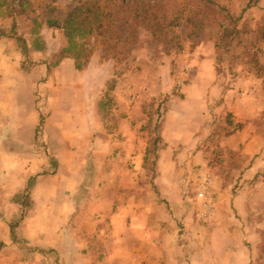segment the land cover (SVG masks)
Segmentation results:
<instances>
[{
	"label": "crops",
	"instance_id": "obj_1",
	"mask_svg": "<svg viewBox=\"0 0 264 264\" xmlns=\"http://www.w3.org/2000/svg\"><path fill=\"white\" fill-rule=\"evenodd\" d=\"M23 52L8 39H0V243L18 244L10 227L17 218L14 233L27 245L44 250L41 259L49 262L54 258L56 264H264L262 156H255L253 150L248 151L247 162L238 159L251 165L248 175L256 182L251 193L243 196L244 205L238 203L237 196L229 197L228 220L219 221V204L226 196L216 195V177L209 171L213 214L204 220L198 206L178 212L170 198L168 203L159 201L152 196L155 188H148L144 182L152 179L161 194L176 191L170 185L164 189L160 186L161 180L178 179L170 166L168 171L159 170L162 163H172L171 159L153 158L154 171L148 175L143 171L140 151H135L133 158L137 168L143 166L138 171L128 165V149H121L120 156L114 152L118 142L112 136L119 134L118 141L124 147L132 128L129 117L134 116L122 94H116L124 104L120 123L100 130L93 125L90 139L86 134L82 139L81 116L88 113L86 108H98L105 90V77L90 75L87 81L84 76L86 71H100L96 59L91 58L86 67L77 70L73 60L64 58L55 67L58 75L50 76L47 57L26 66ZM204 61L208 74L198 80L199 91L212 82V64L208 58ZM189 67L194 72L198 69L195 64ZM84 100L91 105L82 107ZM93 144L109 148L103 158L105 185L100 191L105 200L100 201V210L94 206L98 200L93 199L97 185L92 183L95 188H87L82 183L86 178L99 180L95 171L86 173L83 169L81 149ZM248 146L256 148L254 141ZM94 162L89 160L88 164L97 166ZM118 163L120 169L111 170ZM26 187L29 193L23 197ZM110 195L119 199L106 198ZM83 196L90 198L83 203ZM25 200L30 201L29 206ZM240 207L242 213L235 215ZM178 219L184 226L182 233ZM32 256H36L33 250L24 258Z\"/></svg>",
	"mask_w": 264,
	"mask_h": 264
},
{
	"label": "rangeland",
	"instance_id": "obj_2",
	"mask_svg": "<svg viewBox=\"0 0 264 264\" xmlns=\"http://www.w3.org/2000/svg\"><path fill=\"white\" fill-rule=\"evenodd\" d=\"M78 1L25 0L23 13L18 14L21 9L19 0H8V5L0 6V39L6 38L24 51L22 61L26 66L47 57L50 76L58 75L54 71L58 64L55 54L63 45L62 30L47 26L44 21L60 12L64 15ZM155 1V14L160 18V26L149 30L146 24H142L144 26L138 28L134 45L122 50L119 44L116 51L105 50L98 32L84 39L93 51L89 60L94 57L101 65L99 72L93 71L92 75L86 71L84 76L87 81L90 75L97 79L105 77V90L97 109L94 105L85 109L94 113L81 116L82 139H86V135L90 139L93 125L98 130L117 126L120 114L125 113L120 107L125 104L134 115L129 117L132 128L128 143L123 142L124 147L118 141L119 134L112 136L115 143L118 142L114 152L120 156L121 149H128L123 150L128 153V165L133 171L144 166L143 171L148 175L154 171L153 158L164 156L171 159L172 163H162L159 170L168 171L170 166L177 172L178 179L161 180L160 186L164 189L170 185V189L175 188L176 191L167 190L162 195L152 179L144 182L148 188H155L152 196L167 203V198H170L178 212L185 207L193 210L199 207L195 197L199 182L196 178L201 171L214 173L216 195L226 196V201L219 204V221H225L228 220L229 197L237 196L238 203L244 205L243 196L251 193L256 182L248 175L251 167L246 164L250 155L248 151H256L254 155L262 156L261 161L264 162V0ZM248 1L251 3L249 6ZM51 7L56 8L54 14L48 13ZM233 19L237 20L235 34L226 36L225 33L219 47H214L219 25L230 29ZM134 22L138 24L139 20ZM117 32L116 35L122 37L127 33L122 27H117ZM205 58L212 64V82L204 84L199 91L198 80L208 74ZM190 64L198 66L196 72L190 67L188 69ZM118 93L123 95L124 104L117 100ZM65 100L70 101L66 95ZM87 101H82V107L87 103L91 105ZM249 141H254L256 148L251 146L249 149ZM107 148L93 144L81 149L84 171L98 174L99 180L86 178L82 181L87 188H95L92 183L97 185V195L93 199L98 200L94 203L98 210L103 208L99 206L103 205L100 201L105 200L100 189L105 185L103 158L109 150ZM135 151H140L144 157L140 168L133 159ZM89 160H94L97 166L88 164ZM118 164H113L111 170L118 171ZM24 193L23 197H26L28 187ZM106 198L119 199L115 195ZM25 204L29 206L30 201L25 200ZM242 209L238 208L235 215L242 213ZM192 215L195 221V211ZM16 220L10 227L18 244L0 243V264H56L54 258L49 262L41 259L40 255L46 253L44 250L27 245L14 233ZM181 220L178 219V226L182 233L184 226ZM31 250L36 256L25 259V253Z\"/></svg>",
	"mask_w": 264,
	"mask_h": 264
},
{
	"label": "trees",
	"instance_id": "obj_3",
	"mask_svg": "<svg viewBox=\"0 0 264 264\" xmlns=\"http://www.w3.org/2000/svg\"><path fill=\"white\" fill-rule=\"evenodd\" d=\"M9 2L0 0V6L8 5ZM19 2L21 9L18 14H22L25 0H19ZM250 4L248 1L247 6ZM155 6V0H79L64 15L63 12L55 15L56 8L51 7L48 13L53 12L54 15L47 17L44 22L47 26L60 28L64 38L61 49L55 54L56 63L69 58L73 60L77 70H82L93 52L84 39L96 32L102 37L105 50L116 51L119 44L122 45V50L126 46L134 45L137 42L138 28L144 26L142 24H146L149 30L160 26V18L155 14ZM135 20H139V23L136 24ZM236 22V19L232 20L230 29L219 25L214 47H219L225 33L226 36L235 34ZM117 27H122L127 33H124L123 37L116 35ZM109 55L107 56L110 57Z\"/></svg>",
	"mask_w": 264,
	"mask_h": 264
},
{
	"label": "built area",
	"instance_id": "obj_4",
	"mask_svg": "<svg viewBox=\"0 0 264 264\" xmlns=\"http://www.w3.org/2000/svg\"><path fill=\"white\" fill-rule=\"evenodd\" d=\"M198 187L196 189V199L201 209V217L204 219L213 214V205L210 200L211 187L213 180L208 172H201L198 179Z\"/></svg>",
	"mask_w": 264,
	"mask_h": 264
}]
</instances>
